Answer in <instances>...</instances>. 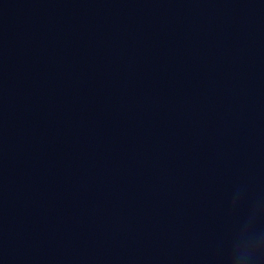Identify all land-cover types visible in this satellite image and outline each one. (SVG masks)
<instances>
[{"label":"clouds","instance_id":"9594fccd","mask_svg":"<svg viewBox=\"0 0 264 264\" xmlns=\"http://www.w3.org/2000/svg\"><path fill=\"white\" fill-rule=\"evenodd\" d=\"M264 257V235L254 234L250 241L232 255V264H259Z\"/></svg>","mask_w":264,"mask_h":264}]
</instances>
